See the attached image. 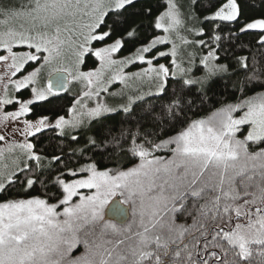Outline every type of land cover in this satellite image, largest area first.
Instances as JSON below:
<instances>
[{
	"label": "snow or ice",
	"instance_id": "1",
	"mask_svg": "<svg viewBox=\"0 0 264 264\" xmlns=\"http://www.w3.org/2000/svg\"><path fill=\"white\" fill-rule=\"evenodd\" d=\"M198 5L0 4V194L42 190L0 200V264H264V53L235 51L231 28L205 39ZM204 21L259 30L264 49V18L244 21L239 0ZM73 83L64 114L29 119Z\"/></svg>",
	"mask_w": 264,
	"mask_h": 264
},
{
	"label": "trees",
	"instance_id": "2",
	"mask_svg": "<svg viewBox=\"0 0 264 264\" xmlns=\"http://www.w3.org/2000/svg\"><path fill=\"white\" fill-rule=\"evenodd\" d=\"M8 2L9 0H0V4H7ZM13 2H16V0H13ZM222 2L223 0H199V5L196 10L199 17L197 25H203V28L206 32L205 39H207V34H211L214 31L219 30H223V33L227 36L229 35V28H231L233 32L237 33L231 38V43L232 45H234V50L237 52H241L244 55H255L259 59L261 57V54L264 53V49L260 48L258 42L262 33H260L259 31L239 33L238 25H227L223 23H221V29H215L214 22L204 21V17L211 15L212 12L216 10L217 6ZM239 3L241 5L242 19L244 21L251 22L254 19L264 18V15H262V13H264V9L254 6L259 4V0H239ZM151 35H153L152 29L146 26L145 30L140 35V39L133 43L127 44L121 50V53L127 54L133 52L136 46H139L141 42H146ZM22 94L26 95L25 92H23ZM71 103L72 98L65 93L63 95H60L59 97L52 98L51 102L37 103L32 106L33 113L32 116L29 117V119H35L41 115H51L53 109L58 110L60 114H64V112L67 110V107H69ZM126 119L127 117L124 114L117 112L114 115L106 117L105 123H107L109 126L114 125L119 127L122 122L126 121ZM50 135L51 133L41 135V138L37 142V147H47ZM97 159H99V157H97ZM80 163H82V161H77V159L73 157L71 162L69 163V167H78ZM99 166L103 168L105 164H100ZM28 195H42L40 186H35L33 190H29L28 194L22 193L19 187L11 188L10 191H8L7 195L0 194V200L9 198H26ZM82 250V248L78 249L77 254Z\"/></svg>",
	"mask_w": 264,
	"mask_h": 264
},
{
	"label": "rangeland",
	"instance_id": "3",
	"mask_svg": "<svg viewBox=\"0 0 264 264\" xmlns=\"http://www.w3.org/2000/svg\"><path fill=\"white\" fill-rule=\"evenodd\" d=\"M177 3H178L179 5H181L182 8H187V6H188V4H189V0H177ZM21 22H23V21H22V20H15V21H12V23H14V24H19V23H21ZM192 22H193V23H197V21H192ZM197 26H198V25H197ZM250 31H259V30H250ZM259 32H260V31H259ZM190 38L198 39V37H190ZM165 50H166V49H165ZM134 51H135V50H134ZM134 51H133V52H134ZM204 51H207V49H205ZM133 52H131V53H127V54H122V53L120 52V53L117 54V56H118V57L128 56V55L132 54ZM160 62H162V63H166L167 60H166V58H161ZM97 63H98V62H95V61H94V58H92V59H88V60L86 61L85 65L83 66V68H84V70L91 69V68L95 67ZM32 67H33V65H28V66H26V71L31 70ZM138 67H140V66H139V65L134 66L132 70H137ZM2 71H3V69L0 68V72H2ZM40 82H41V85H46V84H47V72L42 73L41 78H40ZM79 87H80L79 85L73 83V84L70 86V91H69V92H65V94H67L68 96H70V97L72 98V100H73V97L76 95L77 91L79 90ZM0 92H2V89H0ZM23 92H25L26 95H25V94H22ZM22 93H21V95H22L23 97H25V98H27V97L30 96V92H29L28 90H23ZM116 99H118V98H116Z\"/></svg>",
	"mask_w": 264,
	"mask_h": 264
},
{
	"label": "flooded vegetation",
	"instance_id": "4",
	"mask_svg": "<svg viewBox=\"0 0 264 264\" xmlns=\"http://www.w3.org/2000/svg\"><path fill=\"white\" fill-rule=\"evenodd\" d=\"M64 93H62L61 95H63Z\"/></svg>",
	"mask_w": 264,
	"mask_h": 264
}]
</instances>
